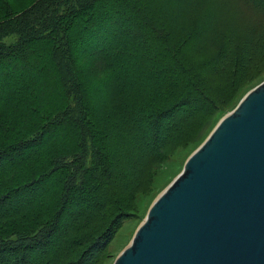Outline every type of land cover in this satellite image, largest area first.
<instances>
[{
  "label": "trees",
  "instance_id": "trees-1",
  "mask_svg": "<svg viewBox=\"0 0 264 264\" xmlns=\"http://www.w3.org/2000/svg\"><path fill=\"white\" fill-rule=\"evenodd\" d=\"M186 1L0 0V264H89L94 234L122 205L114 193L133 192L212 105L208 74L242 72L252 31L195 69L177 56L166 37L186 13L169 10ZM247 1L264 13V0Z\"/></svg>",
  "mask_w": 264,
  "mask_h": 264
},
{
  "label": "water",
  "instance_id": "water-1",
  "mask_svg": "<svg viewBox=\"0 0 264 264\" xmlns=\"http://www.w3.org/2000/svg\"><path fill=\"white\" fill-rule=\"evenodd\" d=\"M111 264H264V78L220 114Z\"/></svg>",
  "mask_w": 264,
  "mask_h": 264
},
{
  "label": "rangeland",
  "instance_id": "rangeland-1",
  "mask_svg": "<svg viewBox=\"0 0 264 264\" xmlns=\"http://www.w3.org/2000/svg\"><path fill=\"white\" fill-rule=\"evenodd\" d=\"M135 1L137 3L144 2V0ZM205 1L212 6L209 11L205 5L194 9L193 5H198L199 0H187L184 4H178L176 8L169 10L171 13L185 12L186 14L174 25L177 32L174 28L168 30L166 42L176 48L177 56L180 59L183 57L187 68L195 69L199 63L215 58L225 37L239 41L249 31H252L247 43L248 55L241 58L243 70L238 73L234 63H226L224 70L208 74L206 84L207 89L213 93L211 96L212 105L204 104L203 109L190 115L181 130H178L164 160L147 169L144 178L138 182L133 192L120 194L118 190L116 194L114 193V196L117 195L121 200L122 205L111 214L104 226L105 231L94 234V243L86 249L89 252L87 255L91 256L89 264H111L121 248L131 241L133 230L143 218L152 200L169 183L175 172L182 171L184 159L203 140L220 114L231 111L241 95L264 78V13L259 12L247 0ZM152 12L156 13V10ZM206 17L211 19L206 33L197 40L184 42L186 36L199 27ZM118 19H122V17H118ZM259 23L262 25L260 30L257 27ZM113 25L116 31L124 26V24L118 23ZM148 26H146L147 38H151ZM129 27L131 26L129 25ZM111 28V26L108 27L109 32L112 31ZM253 43H256L255 51L251 53ZM236 44L237 42L231 47V51L236 47ZM175 75L178 76L177 73ZM49 81L51 80L49 79ZM107 86H104V89ZM148 88V96H155L154 90L150 86ZM186 90L184 85H180L177 98ZM47 91L50 93V97L56 94V89H51L50 82H48ZM165 96L168 101L175 99L174 92L166 93ZM96 243L97 246L94 247ZM86 251L82 254H85Z\"/></svg>",
  "mask_w": 264,
  "mask_h": 264
}]
</instances>
